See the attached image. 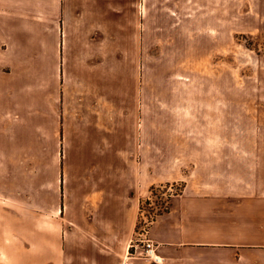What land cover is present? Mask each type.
I'll list each match as a JSON object with an SVG mask.
<instances>
[{
    "label": "crops",
    "instance_id": "crops-1",
    "mask_svg": "<svg viewBox=\"0 0 264 264\" xmlns=\"http://www.w3.org/2000/svg\"><path fill=\"white\" fill-rule=\"evenodd\" d=\"M237 33L264 35V0H0V264H153L120 242L164 183L162 264H264V138L121 126V52Z\"/></svg>",
    "mask_w": 264,
    "mask_h": 264
},
{
    "label": "rangeland",
    "instance_id": "rangeland-1",
    "mask_svg": "<svg viewBox=\"0 0 264 264\" xmlns=\"http://www.w3.org/2000/svg\"><path fill=\"white\" fill-rule=\"evenodd\" d=\"M120 70L121 126L135 125L136 139L144 137L145 106L154 142L264 138V35H211V50L121 52ZM207 118L210 124L199 122ZM181 188V183L152 186L134 229L120 242L121 252Z\"/></svg>",
    "mask_w": 264,
    "mask_h": 264
},
{
    "label": "built area",
    "instance_id": "built-area-1",
    "mask_svg": "<svg viewBox=\"0 0 264 264\" xmlns=\"http://www.w3.org/2000/svg\"><path fill=\"white\" fill-rule=\"evenodd\" d=\"M132 248L135 250L139 249L140 255L153 264H162L165 260V258L158 253L157 244L148 235L147 230L142 231L135 241L132 239L129 246L130 251L133 250Z\"/></svg>",
    "mask_w": 264,
    "mask_h": 264
}]
</instances>
